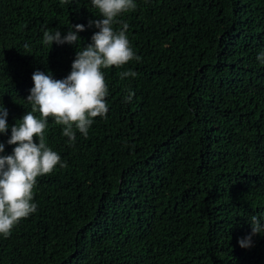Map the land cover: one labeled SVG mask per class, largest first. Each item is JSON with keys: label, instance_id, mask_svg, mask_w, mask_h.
<instances>
[{"label": "trees", "instance_id": "trees-1", "mask_svg": "<svg viewBox=\"0 0 264 264\" xmlns=\"http://www.w3.org/2000/svg\"><path fill=\"white\" fill-rule=\"evenodd\" d=\"M134 2L118 19L141 59L102 69L108 113L87 137L48 119L67 166L37 178V211L0 235V264H264V235L239 244L264 217V0ZM102 18L91 0H0V156L34 72L66 78ZM74 25L79 44L42 43Z\"/></svg>", "mask_w": 264, "mask_h": 264}, {"label": "clouds", "instance_id": "clouds-1", "mask_svg": "<svg viewBox=\"0 0 264 264\" xmlns=\"http://www.w3.org/2000/svg\"><path fill=\"white\" fill-rule=\"evenodd\" d=\"M91 3L103 18L90 21L89 27L94 24L99 31L93 34L90 44L76 52L72 71L66 78L57 80L41 71L34 72V87L26 98L32 109L11 128L7 144L15 145L12 154L0 156V235L5 237L20 220L37 211V204L32 202L37 178L50 174L57 166H67L46 144L44 132L48 119L63 126L62 135L72 143L76 141L77 131L87 137L94 118H105L108 113L105 99L108 87L102 69L121 68L141 59L135 55L126 35L129 25L118 19L136 9L134 0H91ZM115 24H120L121 28L114 29ZM85 30L84 25H74L62 36L60 30L42 29V43L51 47L54 43L77 45L80 43L77 33ZM257 59L264 63V52ZM119 75L123 79L135 77L137 73L128 70ZM134 95L129 92L125 102H131ZM8 115L5 107L0 109V134L8 132ZM4 151L5 145L0 143V153ZM262 220L264 217H251V233L239 241L242 248L252 247L253 237L264 235Z\"/></svg>", "mask_w": 264, "mask_h": 264}]
</instances>
